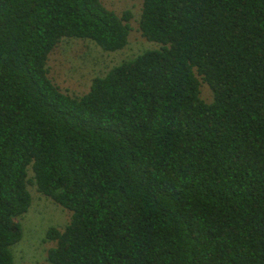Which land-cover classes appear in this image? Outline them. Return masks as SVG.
Here are the masks:
<instances>
[{"label":"trees","instance_id":"obj_1","mask_svg":"<svg viewBox=\"0 0 264 264\" xmlns=\"http://www.w3.org/2000/svg\"><path fill=\"white\" fill-rule=\"evenodd\" d=\"M131 16L0 0V264L28 183L71 213L47 229L43 264H264V0H142L138 28L159 48L80 96L53 83L62 38L120 50Z\"/></svg>","mask_w":264,"mask_h":264},{"label":"rangeland","instance_id":"obj_2","mask_svg":"<svg viewBox=\"0 0 264 264\" xmlns=\"http://www.w3.org/2000/svg\"><path fill=\"white\" fill-rule=\"evenodd\" d=\"M109 9L121 14L131 11L130 30L127 44L120 50L103 51L93 41L74 37L62 38L52 49L47 59L49 78L59 89L71 96H80L88 91L95 76L104 75L112 66L134 58L147 49L159 48V43L141 35L138 20L142 0H101ZM200 96L207 102L212 100L209 86L200 80ZM32 171L28 169V177ZM31 204L19 219L21 239L10 246L13 264H43L47 250L54 242L45 238L49 227L64 229L70 220V211L40 193L35 184L28 183Z\"/></svg>","mask_w":264,"mask_h":264}]
</instances>
